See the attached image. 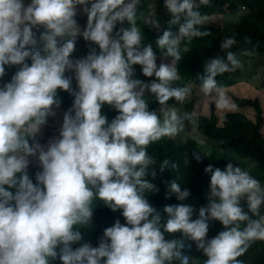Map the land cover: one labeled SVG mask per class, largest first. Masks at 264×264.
<instances>
[{"label": "clouds", "instance_id": "obj_1", "mask_svg": "<svg viewBox=\"0 0 264 264\" xmlns=\"http://www.w3.org/2000/svg\"><path fill=\"white\" fill-rule=\"evenodd\" d=\"M138 2L0 0V78L6 66H19L10 82L0 86V264H51L57 258L60 264H194L196 259L184 251L185 238L203 251V264H243L238 257L253 242L264 241V186L232 163L223 170L211 164L205 168L211 174L208 203L196 219L192 204L166 205L163 219L145 198L158 191L148 145L176 136L186 121L197 123L195 112L182 113L168 103L182 104L190 94L189 87L175 83L182 41L210 36L221 43L224 51L204 57V74L198 78L203 94L225 113L238 106L216 77L235 79L233 87L254 83L256 76L245 77L244 58L251 52L243 43L234 47L233 32L203 27L207 16L198 9L210 0H163L172 19L156 40L162 54L158 66L156 51L143 43L137 26ZM78 5L87 15L83 30L75 18ZM124 21L128 26L114 35ZM234 21L228 17L224 22ZM144 23L159 30L155 16L145 17ZM78 36L97 45L99 53L93 49L85 58L71 59ZM38 41L43 53L33 50ZM135 65L155 79L145 83L135 78ZM69 71L75 73L78 91H72V78L65 75ZM231 87L226 86L232 94ZM57 89L74 95L73 107L64 114L60 138L45 150L35 137L60 105ZM146 92L160 105L158 112L149 110ZM105 104L118 112L111 122L101 114ZM193 156L201 160L197 152ZM30 157L42 169L35 174L36 183L30 174L39 166ZM168 164L165 160L160 171ZM164 192L178 201L190 198L175 180ZM94 200L122 210L126 221L104 229L95 247L82 242L81 232L91 224ZM211 220L224 230L206 240ZM177 233L178 238H166ZM73 244L79 247L73 249Z\"/></svg>", "mask_w": 264, "mask_h": 264}, {"label": "trees", "instance_id": "obj_2", "mask_svg": "<svg viewBox=\"0 0 264 264\" xmlns=\"http://www.w3.org/2000/svg\"><path fill=\"white\" fill-rule=\"evenodd\" d=\"M198 10L202 15L207 16L203 27L208 31V27L220 26L223 23L220 31L233 32V35L236 36L238 44L234 47H238L240 43L245 45L246 50L251 52V55H245L244 58L247 67L254 69V65L263 64L264 0H210L209 5H201ZM220 15L225 18L230 17L235 21L225 24L219 17ZM149 16L158 18L159 30L151 25H145L144 19ZM171 19L172 15L164 6L163 0H139L137 4V26L141 28L143 43L151 44L156 51L158 66L162 62V54L161 50L156 46V40L159 35H162L164 30L169 28ZM76 21L80 28H85L87 15L84 14L81 19L76 18ZM182 22L183 17L181 18ZM127 26V21L118 23L113 30V34L115 35L121 27ZM171 30L174 31V25L171 26ZM39 31H43V29L41 28ZM211 31L212 29H210V33ZM214 33L217 32L214 31ZM247 40H251V44H248ZM220 45V42L213 41L210 36L193 38L191 42L182 41L181 44L182 58L176 64L180 75V82L177 85L189 87L190 94L182 104L174 100H170L168 103L170 105H178L180 107L179 111L182 113L195 112L197 114V123L192 124L186 121L184 128L176 136L172 138L165 137L148 145V154L155 161V165L152 167L156 172V176L152 182L155 183L158 191L146 193L145 198L153 208L160 212L163 219L167 218L163 211L164 207L178 204H192L194 209L192 219L198 218L199 208L206 206L208 203L211 175L205 172V168L208 165L211 164L214 168L218 167L223 170L228 163H232L234 166H239L245 170L242 164L245 163L244 160H250L262 169L264 168L263 83L256 85L258 95L255 98L242 101L229 93L226 88V86L231 87L230 84L235 79H227L226 76L220 79L217 76V83L223 87L224 91L238 106L235 111L227 113L217 109L214 102L200 90L198 77L204 74L202 60L211 53L224 51ZM185 47H187V51H183ZM93 49H95L97 54L100 51L97 45L78 36L74 52L70 58L73 60L85 58ZM33 50L43 53V44L38 41L33 46ZM26 62L31 63L30 60ZM163 62H170V58L163 59ZM18 69L19 66H6L4 77L0 78V86L10 82ZM134 69L135 78L145 83L155 79L154 76H143L139 65H135ZM254 74L256 77L258 76L257 73ZM65 75L72 78V91H78L75 73L69 71ZM261 78L264 81V73ZM57 96L60 105L58 108L53 107L54 116L47 117L46 123L43 125V127H48L50 130L41 140H37V137H35V140L45 150H47L49 142L60 138L64 114L73 107L74 95L71 92L57 89ZM145 97L148 101L149 110L158 112L160 105L155 98L147 92ZM101 114L111 122L118 115V112L111 105L105 104L101 108ZM194 152L201 156L199 162L194 158ZM165 160L169 161V164L161 172L159 167L163 165ZM34 161H37L39 168L33 174H30V177L33 179V183H36L35 174L42 171V169L39 161L37 159H34ZM34 161L30 160V163ZM172 164H175L176 167L173 168ZM172 180L181 184L182 188L189 190L190 198L188 200L178 201L174 195L169 197L165 194L164 190ZM92 207L91 224L89 227L81 229V232L82 242H89L95 247L98 246L100 238L103 237L104 229L112 226L116 220H119L121 224L126 221L122 215V210L113 211L103 204L102 201L94 200ZM241 207L252 217L245 200L241 201ZM260 213L264 214V205L261 206ZM223 230L224 226L219 221H209L206 240L215 237ZM178 237L179 233L175 234L174 237L166 234V238ZM184 242L186 254L196 259L194 264H203V261L207 259L203 251L197 249L195 243L186 238ZM189 245L190 247H188ZM72 247L75 249L79 247V244H73ZM238 259L243 264H264V241L253 242ZM51 264H60L59 258L52 261Z\"/></svg>", "mask_w": 264, "mask_h": 264}, {"label": "rangeland", "instance_id": "obj_3", "mask_svg": "<svg viewBox=\"0 0 264 264\" xmlns=\"http://www.w3.org/2000/svg\"><path fill=\"white\" fill-rule=\"evenodd\" d=\"M29 2H30V0H25V4H27ZM81 9H82V6L78 5L76 18L81 19L82 17H84L85 13ZM219 17L223 20V22L228 20V18H225L221 15ZM222 27H223V23L220 26L215 25V28H217L219 30H221ZM83 29L84 28H81V30H83ZM245 71H246V74H244L245 77L251 76L254 73H257L258 76L255 78L254 83H240V84H237V85L231 87L232 94L237 99H253V98H255L258 95L256 85H259L261 83H263V85H264V81L261 78L263 76V73H264V60H263L262 65L261 64L254 65V69H250V67H247L245 69ZM179 82H180V80L175 82V83L177 84ZM178 110H180V108H178ZM52 116H54V115H52ZM49 130L50 129L48 127L42 126L40 129V132L36 135L37 140L43 139V137L46 135V133ZM29 159L31 161H34L35 158L30 157ZM244 161H245V163L242 164V166H244L245 170H247L250 174H252L253 177L258 179L261 182L262 186H264V168L262 169L260 166L254 164L250 160H244ZM31 163L36 165L37 161L31 162ZM29 169H30V167H28V170Z\"/></svg>", "mask_w": 264, "mask_h": 264}]
</instances>
